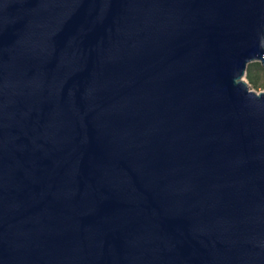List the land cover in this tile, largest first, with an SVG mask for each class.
Listing matches in <instances>:
<instances>
[{
    "label": "water",
    "instance_id": "water-1",
    "mask_svg": "<svg viewBox=\"0 0 264 264\" xmlns=\"http://www.w3.org/2000/svg\"><path fill=\"white\" fill-rule=\"evenodd\" d=\"M264 0H0V264H264Z\"/></svg>",
    "mask_w": 264,
    "mask_h": 264
},
{
    "label": "trees",
    "instance_id": "trees-1",
    "mask_svg": "<svg viewBox=\"0 0 264 264\" xmlns=\"http://www.w3.org/2000/svg\"><path fill=\"white\" fill-rule=\"evenodd\" d=\"M245 78L253 90H264V67L260 63L250 64Z\"/></svg>",
    "mask_w": 264,
    "mask_h": 264
},
{
    "label": "rangeland",
    "instance_id": "rangeland-1",
    "mask_svg": "<svg viewBox=\"0 0 264 264\" xmlns=\"http://www.w3.org/2000/svg\"><path fill=\"white\" fill-rule=\"evenodd\" d=\"M244 80L247 82L246 78H244ZM251 89H252V88H251ZM252 91H254V92H256V93L259 94V93L263 92L264 90H262V91H257V90H253V89H252Z\"/></svg>",
    "mask_w": 264,
    "mask_h": 264
}]
</instances>
